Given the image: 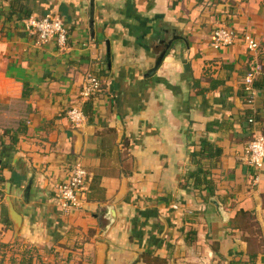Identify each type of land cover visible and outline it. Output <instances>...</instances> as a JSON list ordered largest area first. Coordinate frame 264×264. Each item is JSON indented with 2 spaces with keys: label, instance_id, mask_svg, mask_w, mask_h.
Listing matches in <instances>:
<instances>
[{
  "label": "crops",
  "instance_id": "0c3cea01",
  "mask_svg": "<svg viewBox=\"0 0 264 264\" xmlns=\"http://www.w3.org/2000/svg\"><path fill=\"white\" fill-rule=\"evenodd\" d=\"M18 1L61 17L67 41L3 34L0 18V261L264 264V166L244 155L264 131V0H94L93 30L88 0ZM218 25L237 39L212 47ZM89 73L101 89L80 103ZM79 103L74 126L65 112ZM76 163L81 204L64 210L57 186Z\"/></svg>",
  "mask_w": 264,
  "mask_h": 264
},
{
  "label": "built area",
  "instance_id": "2783aa9c",
  "mask_svg": "<svg viewBox=\"0 0 264 264\" xmlns=\"http://www.w3.org/2000/svg\"><path fill=\"white\" fill-rule=\"evenodd\" d=\"M24 23L26 30L35 34L39 43L44 44L54 40L59 46L66 44L67 30L63 20L57 14L46 13L38 17L30 16L24 20ZM236 39L237 36L233 31L225 27H218L213 32L211 44L214 48H221L233 43ZM243 42L250 52L257 51L259 44L249 35L245 34L243 36ZM257 70H259L258 65L252 66L244 78L245 89L249 92L248 102H251L253 98L252 81ZM100 89L101 80L96 75L87 74L78 92L79 102L82 103L88 100ZM80 103L69 107L65 112L67 119L74 126H78L86 120ZM244 153L247 164L254 169L258 170L264 166V131L253 135L246 143ZM87 174L86 169L80 163H76L70 168L65 181L57 186L55 201L62 209L70 210L80 206Z\"/></svg>",
  "mask_w": 264,
  "mask_h": 264
},
{
  "label": "trees",
  "instance_id": "16d2710c",
  "mask_svg": "<svg viewBox=\"0 0 264 264\" xmlns=\"http://www.w3.org/2000/svg\"><path fill=\"white\" fill-rule=\"evenodd\" d=\"M28 17H30L29 9L26 6H24L22 3H20L18 0H9L6 3L0 4V18H2L4 26L6 27V30L4 28L3 34H6L5 32H9L11 25H15L16 27H19L20 29H26L24 20H26ZM218 27L228 28L231 31H233L235 35H239L238 33H236V31L233 28L225 26V25H218L217 27L214 28V30ZM214 30H213V32H214ZM34 36L36 37L35 34H34ZM212 38H213V33H212ZM252 84H254L253 87H256V88L258 86H261L259 83V80H257V79L255 81L253 79ZM24 86H26V85L24 84ZM24 94H25V92H24ZM85 109H87V107L82 105V110H83L84 114L86 115ZM9 137H10L11 143H15L16 135L15 134L14 135L9 134ZM206 145H207L206 142L202 143L203 148L198 152V155H200V157L206 156L209 154V153L205 154ZM213 153H215V155H216L218 153V149L214 148L211 151L212 156H213ZM26 256L27 257H23L18 263L19 264H31V256L29 255V253H26ZM0 264H3L2 261H0Z\"/></svg>",
  "mask_w": 264,
  "mask_h": 264
},
{
  "label": "water",
  "instance_id": "95a60500",
  "mask_svg": "<svg viewBox=\"0 0 264 264\" xmlns=\"http://www.w3.org/2000/svg\"><path fill=\"white\" fill-rule=\"evenodd\" d=\"M93 1L94 0H88L89 2V20H88V23H89V28L91 30H93V22H94V19H93V12H94V5H93ZM169 47V42L166 43L164 45V48L162 50H160L155 58V61H154V65L152 67V69L150 71H154L157 69V67L160 65L164 55H165V52H166V49ZM109 55H110V51H109V47L107 48V59H109ZM8 208H9V211H10V215H11V218L13 219V221L15 222L16 225H19V215L14 211L13 207H12V204L10 202V200L8 199Z\"/></svg>",
  "mask_w": 264,
  "mask_h": 264
}]
</instances>
